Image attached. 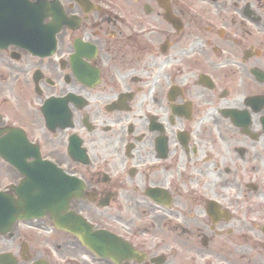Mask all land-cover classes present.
<instances>
[{
    "label": "flooded vegetation",
    "instance_id": "flooded-vegetation-1",
    "mask_svg": "<svg viewBox=\"0 0 264 264\" xmlns=\"http://www.w3.org/2000/svg\"><path fill=\"white\" fill-rule=\"evenodd\" d=\"M2 14L0 191L64 208L0 228V264H264V0Z\"/></svg>",
    "mask_w": 264,
    "mask_h": 264
},
{
    "label": "water",
    "instance_id": "water-1",
    "mask_svg": "<svg viewBox=\"0 0 264 264\" xmlns=\"http://www.w3.org/2000/svg\"><path fill=\"white\" fill-rule=\"evenodd\" d=\"M18 195H19L18 200L14 201L12 200L11 197L9 198L5 196V194L0 193V227L12 221L16 217V214L19 213V211L20 212L23 211L24 213H29V215L34 214L33 213L34 207L32 206V204H33V201H35V197H31L30 195L25 196V194L21 192H18ZM16 204H18V207L15 206ZM13 205L15 207H12ZM46 207L45 205H42L41 207H38V208L43 210V212H45L47 211ZM53 209H54V206H53ZM53 215H56V214H53ZM76 220L78 221V219ZM57 225L59 227H62L63 226L62 221H60V223H57Z\"/></svg>",
    "mask_w": 264,
    "mask_h": 264
}]
</instances>
